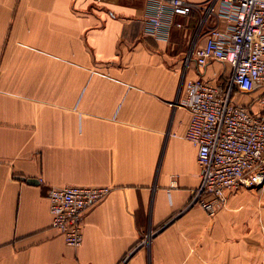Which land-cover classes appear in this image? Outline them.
I'll use <instances>...</instances> for the list:
<instances>
[{"label": "crops", "instance_id": "1", "mask_svg": "<svg viewBox=\"0 0 264 264\" xmlns=\"http://www.w3.org/2000/svg\"><path fill=\"white\" fill-rule=\"evenodd\" d=\"M146 3L0 0V264H264V187L227 192L212 217L190 205L201 176L179 92L228 70L185 72L201 15L157 40ZM65 186L110 188L77 249L51 227L47 190Z\"/></svg>", "mask_w": 264, "mask_h": 264}, {"label": "built area", "instance_id": "2", "mask_svg": "<svg viewBox=\"0 0 264 264\" xmlns=\"http://www.w3.org/2000/svg\"><path fill=\"white\" fill-rule=\"evenodd\" d=\"M146 2L143 33L157 40L183 28L175 18L201 15L184 58L185 72L191 65L202 70L212 63L228 70L223 87L198 77L184 79L179 92L178 105L188 116L183 138L196 149L201 176L190 205L212 217L226 203L227 192L264 187V116L232 100L235 94L259 92L264 112V0H210L206 7L186 0ZM109 193V187L48 188L51 227L66 246H81L83 213Z\"/></svg>", "mask_w": 264, "mask_h": 264}, {"label": "trees", "instance_id": "3", "mask_svg": "<svg viewBox=\"0 0 264 264\" xmlns=\"http://www.w3.org/2000/svg\"><path fill=\"white\" fill-rule=\"evenodd\" d=\"M223 86V84H221ZM256 93V94H254ZM254 93H251V94H247V95H244L243 97H249L250 98V101L243 105L245 106L252 114H260L262 116H264V112H261L259 107H258V101H259V98H260V93L259 92H254Z\"/></svg>", "mask_w": 264, "mask_h": 264}, {"label": "rangeland", "instance_id": "4", "mask_svg": "<svg viewBox=\"0 0 264 264\" xmlns=\"http://www.w3.org/2000/svg\"><path fill=\"white\" fill-rule=\"evenodd\" d=\"M188 47H189V46H188ZM215 68H216L217 70H219V71H222V69H223L222 66H218V65H216ZM243 99H246V98L243 97ZM263 189H264V188H263ZM262 191H263V190H262ZM262 191L258 190L259 194H261ZM261 232L264 233V231H262V230H261Z\"/></svg>", "mask_w": 264, "mask_h": 264}, {"label": "water", "instance_id": "5", "mask_svg": "<svg viewBox=\"0 0 264 264\" xmlns=\"http://www.w3.org/2000/svg\"><path fill=\"white\" fill-rule=\"evenodd\" d=\"M26 183H28V184H35V182L33 180H26Z\"/></svg>", "mask_w": 264, "mask_h": 264}]
</instances>
